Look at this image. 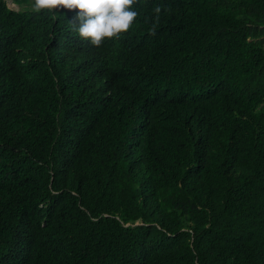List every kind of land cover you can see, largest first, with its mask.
Masks as SVG:
<instances>
[{"label": "trees", "instance_id": "16d2710c", "mask_svg": "<svg viewBox=\"0 0 264 264\" xmlns=\"http://www.w3.org/2000/svg\"><path fill=\"white\" fill-rule=\"evenodd\" d=\"M135 10L0 0V264H264V0Z\"/></svg>", "mask_w": 264, "mask_h": 264}, {"label": "clouds", "instance_id": "9594fccd", "mask_svg": "<svg viewBox=\"0 0 264 264\" xmlns=\"http://www.w3.org/2000/svg\"><path fill=\"white\" fill-rule=\"evenodd\" d=\"M2 1L8 9L16 12L76 11L72 20L68 21L74 31L72 40L82 42L84 55L91 59L95 46H102L106 40L118 39L131 30L139 16L135 9L140 3V0H11L16 5L14 9L9 7L8 0ZM161 7H154L157 19Z\"/></svg>", "mask_w": 264, "mask_h": 264}, {"label": "rangeland", "instance_id": "374dc122", "mask_svg": "<svg viewBox=\"0 0 264 264\" xmlns=\"http://www.w3.org/2000/svg\"><path fill=\"white\" fill-rule=\"evenodd\" d=\"M8 5H9V7L16 9L15 3H13L11 0H8ZM17 8H19V7H17Z\"/></svg>", "mask_w": 264, "mask_h": 264}]
</instances>
